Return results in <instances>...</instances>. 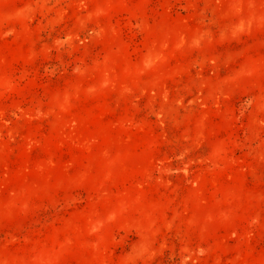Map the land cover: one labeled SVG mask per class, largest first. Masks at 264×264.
<instances>
[{"label": "rangeland", "instance_id": "1", "mask_svg": "<svg viewBox=\"0 0 264 264\" xmlns=\"http://www.w3.org/2000/svg\"><path fill=\"white\" fill-rule=\"evenodd\" d=\"M0 264H264V0H0Z\"/></svg>", "mask_w": 264, "mask_h": 264}]
</instances>
